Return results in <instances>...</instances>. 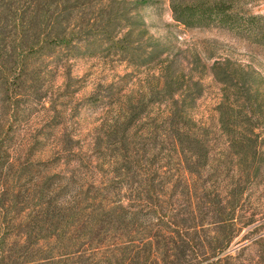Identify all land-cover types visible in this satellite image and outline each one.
Wrapping results in <instances>:
<instances>
[{
	"label": "trees",
	"instance_id": "obj_1",
	"mask_svg": "<svg viewBox=\"0 0 264 264\" xmlns=\"http://www.w3.org/2000/svg\"><path fill=\"white\" fill-rule=\"evenodd\" d=\"M168 1L173 20L186 28L251 33L264 45V14L246 9L252 0ZM154 2L0 0L1 105L12 93L18 99L38 91L50 74L49 58L161 68V83L147 92L110 96L109 107H117L105 134L115 139L111 152L100 146L87 160L54 154L37 163L28 155L16 170V158L0 152V264H244L239 256L248 246L235 254L229 248L256 221L246 218L243 204L247 190L264 177L263 79L230 59L211 65L225 138L221 152H211L206 129L191 117L203 86L178 69L171 47L153 36L142 16ZM46 97L44 92L40 100ZM155 104H164L166 113L159 124L145 122ZM141 121L150 140L162 135L167 160L177 163L173 171L159 152L139 148L130 129ZM94 157L106 165V180L84 186L83 166L94 168ZM62 164L73 168L62 173ZM16 215H22L17 225ZM252 243L264 256V236Z\"/></svg>",
	"mask_w": 264,
	"mask_h": 264
},
{
	"label": "rangeland",
	"instance_id": "obj_2",
	"mask_svg": "<svg viewBox=\"0 0 264 264\" xmlns=\"http://www.w3.org/2000/svg\"><path fill=\"white\" fill-rule=\"evenodd\" d=\"M153 1L144 8L142 16L153 36L171 47L170 57L176 59L178 69L186 77L191 75L203 86V93L196 99L191 117L206 129L211 152L217 154L223 149L225 138L217 123L216 106L221 98L220 85L212 77L210 67L216 61L230 59L251 67L264 82V45L256 43L251 33L237 35L216 26L186 28L173 20L168 0ZM246 9L253 14H264V0H252ZM174 53L177 55L174 56ZM47 63L50 74L46 75L42 87L34 94L26 96L24 93L19 98L16 95L18 99H15L12 93L5 105H1L0 95V152L16 158L15 170L28 155L32 163H37L51 159L54 154L71 157L75 153L87 160L90 154L100 152L97 151L100 146L103 148L101 152H111L115 147V139L109 141L105 134L109 131L108 124L117 114V107H109L112 98L121 100L129 95L137 96L147 92L150 86L161 83V68L158 65L134 68L125 63L95 57L60 62H50L49 58ZM33 89L37 90L36 87ZM44 92L47 97L40 100ZM166 111L164 104H155L144 121L159 124ZM130 132L140 141V149L159 152L166 168H173L172 171L177 168L175 161L171 163L166 158L170 148L161 142L162 135L155 142L150 140L142 121L135 124ZM261 138L264 140V127ZM93 161L94 168L83 166L82 171L85 173L82 176L89 180L84 182V186H88L91 181H94V185L100 182L103 185L106 180V165L99 164L95 157ZM62 165V173L67 174L73 168V165ZM89 170H93L94 174H90ZM21 182L11 185H16V188ZM243 208L246 218L252 215L256 221L242 230L234 243L242 235H246L247 239L232 243L229 251L235 254V250L247 245L239 256L244 264H264V256L258 252L260 247L252 243L264 236V177L259 184L247 190ZM15 217L14 224L17 225L22 215ZM14 228L13 233L17 234L20 229L18 226Z\"/></svg>",
	"mask_w": 264,
	"mask_h": 264
}]
</instances>
